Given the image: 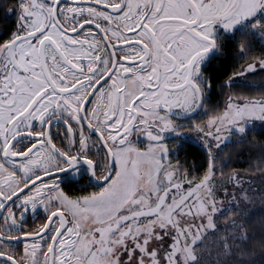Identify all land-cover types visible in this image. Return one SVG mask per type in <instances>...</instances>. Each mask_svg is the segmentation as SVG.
<instances>
[{
	"label": "snow or ice",
	"instance_id": "6c2138e0",
	"mask_svg": "<svg viewBox=\"0 0 264 264\" xmlns=\"http://www.w3.org/2000/svg\"><path fill=\"white\" fill-rule=\"evenodd\" d=\"M0 8V264H264V0Z\"/></svg>",
	"mask_w": 264,
	"mask_h": 264
},
{
	"label": "trees",
	"instance_id": "16d2710c",
	"mask_svg": "<svg viewBox=\"0 0 264 264\" xmlns=\"http://www.w3.org/2000/svg\"><path fill=\"white\" fill-rule=\"evenodd\" d=\"M0 17H3V9L0 8ZM11 20V17L8 18ZM256 82H260V78H256ZM220 99L222 101V97L213 96V101ZM264 128V125L256 124V130L250 135L249 139H256L264 142V135L260 133V129ZM230 150L234 153V160L239 159V161L243 162L248 160L250 157L258 156L260 154L259 146H252L251 144H245L243 146L230 148ZM185 156L188 159H200L201 151L199 148V144L195 139L189 140L183 144L182 149L180 150V158L183 159ZM240 166H245L242 163Z\"/></svg>",
	"mask_w": 264,
	"mask_h": 264
},
{
	"label": "flooded vegetation",
	"instance_id": "af4514ba",
	"mask_svg": "<svg viewBox=\"0 0 264 264\" xmlns=\"http://www.w3.org/2000/svg\"><path fill=\"white\" fill-rule=\"evenodd\" d=\"M173 143H174V141H173V140H170V141H169V144H170V146H172V145H173Z\"/></svg>",
	"mask_w": 264,
	"mask_h": 264
},
{
	"label": "rangeland",
	"instance_id": "374dc122",
	"mask_svg": "<svg viewBox=\"0 0 264 264\" xmlns=\"http://www.w3.org/2000/svg\"><path fill=\"white\" fill-rule=\"evenodd\" d=\"M257 124H260L259 122H257Z\"/></svg>",
	"mask_w": 264,
	"mask_h": 264
}]
</instances>
